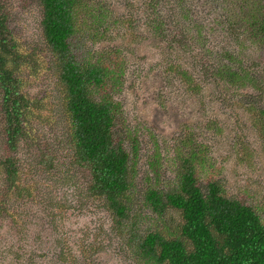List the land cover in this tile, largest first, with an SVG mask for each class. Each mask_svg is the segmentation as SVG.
I'll return each mask as SVG.
<instances>
[{
  "label": "rangeland",
  "instance_id": "rangeland-1",
  "mask_svg": "<svg viewBox=\"0 0 264 264\" xmlns=\"http://www.w3.org/2000/svg\"><path fill=\"white\" fill-rule=\"evenodd\" d=\"M0 1L8 15L6 22L23 50L32 51L36 60L46 59L44 48L33 50L43 39L37 1ZM201 1L192 6L190 23L182 17L181 21H169L168 17L156 23L162 25L155 31L144 17L130 11L138 6V0H102L111 16L106 18L104 36H98L92 45L118 46L124 55L122 84L115 96L122 103L125 122L137 129L141 139L136 184L140 190L153 177L149 160L154 159L155 155L151 156L157 147L158 164H164L160 168L162 185L169 186L174 176L172 160L180 150L177 140L191 130L207 144V154L220 170L227 193L264 213V140L248 112L255 98L264 101V93L259 95L251 86H231L218 75V64L229 58L225 50L240 53V48L232 35H224V27L215 21L218 15L207 11L205 0ZM215 6L220 10L218 3ZM261 47L246 46L236 59L264 85V44ZM182 69L201 81V92L190 91ZM22 74L23 91L36 102L29 108L15 158L21 182L33 186L39 198L25 201L24 193L15 199L16 195L6 191L0 170V200L5 193L4 205L21 214L24 207L31 211L23 224L0 220V239L6 247L0 251V264H61L59 249L64 246L71 248L72 258L81 257L88 264H135L138 256L130 243V231L115 226L103 199L88 196L89 173L71 162L69 147L61 136L59 77L41 69L30 73L25 68ZM5 112L0 85V158L9 153L4 139ZM47 154L53 156L51 170L40 163ZM129 205L136 231L164 228L163 218L141 193L133 195ZM165 220L175 230L179 213L170 210ZM72 258L63 264H74Z\"/></svg>",
  "mask_w": 264,
  "mask_h": 264
},
{
  "label": "trees",
  "instance_id": "trees-1",
  "mask_svg": "<svg viewBox=\"0 0 264 264\" xmlns=\"http://www.w3.org/2000/svg\"><path fill=\"white\" fill-rule=\"evenodd\" d=\"M36 1L41 11L43 39L33 50L44 48L47 53L46 59L39 60L19 44L0 1V85L6 111L4 139L9 150L7 156L0 158V170L5 175L6 191L16 195L15 199L24 197V193L25 201L39 198L33 186L21 182L15 158L17 143L27 127L29 108L36 102L23 91L22 70L53 71L60 82L64 123L61 136L69 147L71 162L89 173L88 196L103 199L115 226L130 231L137 264H264V213L227 193L220 170L207 154V144L197 139L195 132L189 130L177 140L180 150L172 160L174 176L171 182L168 180L169 186L162 185L160 168L164 164H158L157 147L151 156L155 155L154 159L149 160L153 177L142 190L137 187L141 139L137 129L125 122L122 103L115 96L122 84L124 55L118 46L92 45L105 34L106 18L111 16L102 0ZM197 3L198 0H138V6L130 11L144 17L156 31L162 25L156 23L168 17L169 21L182 17L190 23L192 6ZM205 4L207 11L218 15L215 21L224 27V35L233 36L240 53L250 45L262 48L264 0H205ZM240 53L225 50L224 55L229 58L218 64V75L231 86H251L263 94L264 85L241 60L237 62ZM181 74L191 92L203 90L201 81L187 69H182ZM248 112L264 140V101L255 98ZM40 163L51 170L53 156L47 154ZM139 193L163 218L164 228L136 231L137 223L130 222L133 215L129 203ZM0 202V220L23 224L30 218L29 208L24 207L21 214L17 208L4 205L5 193ZM170 210L180 216L175 230L165 220ZM5 248L0 239V251ZM59 250L61 264L72 258L69 246ZM73 257L71 263L88 264L81 257Z\"/></svg>",
  "mask_w": 264,
  "mask_h": 264
}]
</instances>
